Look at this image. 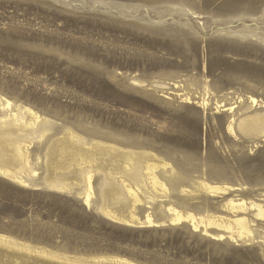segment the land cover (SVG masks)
<instances>
[{
  "label": "rangeland",
  "instance_id": "obj_1",
  "mask_svg": "<svg viewBox=\"0 0 264 264\" xmlns=\"http://www.w3.org/2000/svg\"><path fill=\"white\" fill-rule=\"evenodd\" d=\"M0 97L40 116L36 126L0 127V168L23 181L0 176V233L139 264H264V137L238 128L264 113V0H0ZM68 132L77 152L62 150ZM93 142L170 165L159 172L168 194H145L137 218L163 222L169 205L232 217L226 202L243 200L252 240L108 219L102 207L131 210L112 176L125 161H99ZM88 160L97 173L86 204ZM198 179L225 192L197 190Z\"/></svg>",
  "mask_w": 264,
  "mask_h": 264
},
{
  "label": "bare ground",
  "instance_id": "obj_2",
  "mask_svg": "<svg viewBox=\"0 0 264 264\" xmlns=\"http://www.w3.org/2000/svg\"><path fill=\"white\" fill-rule=\"evenodd\" d=\"M139 83V82H138ZM4 99V100H3ZM204 101V100H203ZM254 105L256 100L253 99ZM13 102L7 98L0 97V106L7 110L5 116L0 117L1 129L8 124L7 120H13V123L22 126H36L40 122V116L32 109L26 106L19 105L12 110ZM208 103L204 101V106ZM233 111V108L230 109ZM13 114V115H12ZM239 131L245 135L261 136L264 137V113L255 112L253 114L243 117L239 121ZM67 140L63 142L62 150H70L71 152H77L78 138L73 133H66ZM77 140V141H74ZM75 142V143H74ZM77 143V144H76ZM88 149L92 151L99 150V161H125L123 173L112 174V176H119L118 184L123 189V195H126L130 202L131 210L128 215L120 214L109 207H102L100 211L102 214L115 222H119L126 225H150L156 226L162 223L180 224L182 222L189 223L194 230H203L208 233V228L214 227L219 229L218 237H228L230 240L238 241V239L248 242L252 240V231L249 227L248 221L238 215L239 212L246 211V204L243 200H229L226 202L224 208L232 213V217L229 216H204L196 217L194 214L175 208L173 205L167 206L170 212L169 216H166V220L163 222L155 221L151 215H147L145 219H139L135 216V208L138 204L144 203L143 196L146 194L154 196L155 194H168L169 186L171 183H166L159 172L166 170L170 165L166 164L163 159L157 157L155 154L147 152H137L132 149H125L115 144H108L103 142L92 143L87 145ZM23 153V149L20 151L22 158L29 161L30 157L27 153ZM18 163H21V158H17ZM88 163L81 164L87 172L84 176L86 183V189L84 192V200L86 204H89L91 199L95 196L93 188V178L97 173V170L92 168L90 161ZM13 172V173H12ZM170 175V179L173 173L164 172ZM12 170H6L0 168V176L10 177V180L23 183L21 178ZM12 178V179H11ZM109 180V178H107ZM196 189L204 190L211 194L218 192H225L224 186L214 185L207 181V179H198L195 183ZM52 188L65 190L67 186L64 184H50ZM151 198V197H150ZM120 199L117 198L118 201ZM152 199V198H151ZM98 210V209H97ZM99 211V210H98ZM257 217L264 218V208L257 207ZM41 259H47L56 261L60 264H139L128 258L117 255H75L67 252L53 250L45 246L33 244L28 241L20 240L11 235L0 233V264H43ZM35 261V262H34Z\"/></svg>",
  "mask_w": 264,
  "mask_h": 264
},
{
  "label": "water",
  "instance_id": "obj_3",
  "mask_svg": "<svg viewBox=\"0 0 264 264\" xmlns=\"http://www.w3.org/2000/svg\"><path fill=\"white\" fill-rule=\"evenodd\" d=\"M111 220V219H110ZM113 221V220H112ZM35 262V261H34ZM40 262H42L43 264H60L57 263L56 261H51V260H47V259H41ZM70 264V263H69ZM86 264V263H85ZM88 264H97V263H88Z\"/></svg>",
  "mask_w": 264,
  "mask_h": 264
}]
</instances>
